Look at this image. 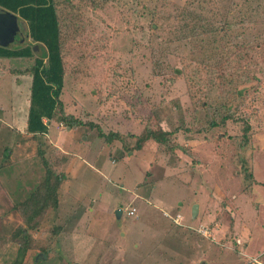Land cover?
I'll list each match as a JSON object with an SVG mask.
<instances>
[{
  "label": "rangeland",
  "instance_id": "rangeland-1",
  "mask_svg": "<svg viewBox=\"0 0 264 264\" xmlns=\"http://www.w3.org/2000/svg\"><path fill=\"white\" fill-rule=\"evenodd\" d=\"M71 1L62 6L68 13L65 22L73 25L80 11L86 29L78 40L82 45H68L65 58L62 102L77 121L74 129L53 121V134L34 138L26 131L32 69L40 49L36 57L0 60V264L16 261L20 249L11 240L13 231L24 226L16 203L28 199L46 174L39 145L61 178L59 206L45 212L38 231H29L34 243L23 264L35 259L38 264H264L263 54L250 51L244 71L260 73L261 83L252 82L254 89L243 90V99L236 101L238 122L207 131L204 105H213L223 91L204 72V83L194 86L197 62H190L189 46L166 36L162 25L187 0ZM207 1L200 3L208 13L214 4L216 12L221 9L224 0ZM234 8V21L251 17L248 26L238 23L231 33L238 47L249 48L264 20V0H235ZM258 11L260 20L253 16ZM26 29L25 47L31 45ZM240 62L236 56L234 64ZM178 71L183 73L179 78ZM157 107L162 119H149ZM157 122L165 130L179 128L174 142L181 148L175 155L153 140L129 153L121 142L109 144L102 137L110 132L145 135L146 123L153 127ZM245 122L251 126L247 143L240 138ZM56 143L78 155L82 177L64 161L69 155ZM133 208L135 215L129 216ZM201 227L209 229V238L198 232ZM7 230L12 232L6 238ZM183 230L199 241L198 247L183 244L185 233L178 236ZM119 250L124 263L116 258ZM90 251L102 263L89 259Z\"/></svg>",
  "mask_w": 264,
  "mask_h": 264
},
{
  "label": "trees",
  "instance_id": "trees-1",
  "mask_svg": "<svg viewBox=\"0 0 264 264\" xmlns=\"http://www.w3.org/2000/svg\"><path fill=\"white\" fill-rule=\"evenodd\" d=\"M234 1L224 0L222 8L217 9V12L215 8L217 4H214V7H210L207 13L206 7L200 3V0H187L184 9L179 8L170 22L162 24L166 30V36L184 41L183 43L189 46L191 50L190 62H197V68L193 71L192 76L194 86L204 83L203 78L201 79V73L204 72L207 80L210 83L217 81L219 88L223 91L224 97H219L213 105H204L203 119L210 121L208 127H205L207 131L217 126L226 128L229 123L235 126L240 119L238 114L240 106H235L236 101L243 99V90L254 89L252 82L261 83L258 78L260 73L246 74L244 68L249 63L250 51L256 54L262 53L264 57V20L256 26L258 33L255 42L248 45L249 48H244V45L238 47L239 43L232 38L231 33L238 27V23L245 27L248 26L247 21L252 20L246 14L242 16L244 20L234 21L236 17ZM206 2L209 3L207 0ZM63 5H72V1L64 0L59 4L56 0H0V12L18 16L19 21L26 24L24 27L27 28V36L31 39L30 44L33 42L32 44L42 51V56L39 58L36 57L33 45L16 49L0 46V60L36 57L32 69L31 98L26 129L27 133L33 135L34 138L46 135L53 121L63 123L71 129L77 126V121H74L73 115H69L65 111L62 102L63 92L67 85L65 58L70 55L67 49L68 45L74 44V47L77 48L82 45V43H78V40L83 38L86 29L82 27L83 18H81L80 11H76L73 25L65 22L68 13L66 8H62ZM232 14L234 15L233 19L231 18ZM259 15L258 11L253 16L256 17V20H260ZM162 20H166V18H162ZM151 30L158 31L153 25H151ZM88 45V42L83 44L85 48ZM236 56L241 59L239 66L234 64ZM182 74L181 71H178L177 78ZM171 82L174 83L175 78ZM226 88L231 91L224 92ZM158 107L154 109L149 119H157V121L162 119ZM149 124L146 123L144 128L145 135L110 132L102 137H105L109 144L116 141L121 142L129 153L134 149L142 150L147 141L153 140L167 153L175 155L176 150L181 148V145L174 142V134L179 128L169 131L165 130L159 122L153 127ZM243 125L240 138L243 143H247L250 139L251 126L248 122ZM240 146L242 147L243 144L241 143ZM44 152L39 145L38 156L45 166L46 172L42 183L29 195L28 199L17 202L15 205V210L23 218L24 226H19L11 235V240L20 244L17 259L13 264H23L26 254L32 250L31 246L34 241L29 231H38L45 212L49 209L57 211L59 206L58 192L61 178L56 174L55 169L53 170L51 162L45 158ZM241 160L248 164V159L241 157ZM246 169L247 178L252 181V173L249 172L248 167ZM60 229L62 230V228ZM41 251L47 253L44 249ZM35 262L38 261L35 259ZM35 262L34 264H38Z\"/></svg>",
  "mask_w": 264,
  "mask_h": 264
},
{
  "label": "crops",
  "instance_id": "crops-1",
  "mask_svg": "<svg viewBox=\"0 0 264 264\" xmlns=\"http://www.w3.org/2000/svg\"><path fill=\"white\" fill-rule=\"evenodd\" d=\"M26 128H27V125H26ZM69 129H71V128H69ZM55 129H52V128H50L49 127V132H53ZM69 131H72V130H69ZM60 131H59V135H60ZM53 134V133H52ZM56 147H58L62 152H63V154H65V155H69V157H68V159L66 160V159H64V161L66 162L67 161V163H69V165L71 166H74V168H73V170H74V172H76L77 174H75L77 177H79V175L82 177V169H81V165H80V163L77 161V159H79V157H78V155L76 154V153H74V155H72V154H69L68 152H65V150H62L61 148H60V143H56ZM79 156H81V155H79ZM83 219H80V221H82ZM243 229H245V228H240V231H242ZM11 232H12V230H7L6 231V238L11 234ZM185 233V234H184ZM182 234H184L183 235V239L181 240L182 242H183V244L184 245H186V246H188L189 248L190 247H193V246H195V247H198V240L197 239H193V237H191V235H189V234H187L186 233V231L185 230H183V232L181 233V234H178V236H179V238H181V236H182ZM62 236H65V232L64 233H62ZM244 242L246 243L247 241L246 240H244ZM194 244V245H193ZM247 243L245 244V246L243 247V249H246L247 248ZM137 248H139V246H137ZM201 248V247H200ZM203 248V247H202ZM56 250H58V249H56ZM203 250V249H202ZM201 251V250H200ZM93 253H95V252H93ZM124 251L123 250H119V251H117V253H116V258L117 259H119L120 261H121V263H124V262H126L127 261V259L124 257ZM111 257V253H110V251H107V253H106V258L107 259H109ZM88 258L89 259H91L92 261H93V259H94V261H95V263L96 262H101L102 263V261L100 260V259H98V257H97V255H96V253L94 254V256L92 257V252L90 251V252H88ZM14 263V261H7V264H13ZM194 263V262H193ZM98 264V263H97ZM103 264V263H102Z\"/></svg>",
  "mask_w": 264,
  "mask_h": 264
},
{
  "label": "water",
  "instance_id": "water-1",
  "mask_svg": "<svg viewBox=\"0 0 264 264\" xmlns=\"http://www.w3.org/2000/svg\"><path fill=\"white\" fill-rule=\"evenodd\" d=\"M2 15L10 16L12 18V23H10L8 27H6V25L0 27V46L12 49H16L23 46L25 47V44L28 39L25 37L26 33L20 26L18 16L11 13H5ZM11 40L13 41L12 43L10 42ZM121 212L122 211H118L119 216L121 215ZM197 215L198 206L196 205L192 212L193 219H196Z\"/></svg>",
  "mask_w": 264,
  "mask_h": 264
},
{
  "label": "flooded vegetation",
  "instance_id": "flooded-vegetation-1",
  "mask_svg": "<svg viewBox=\"0 0 264 264\" xmlns=\"http://www.w3.org/2000/svg\"><path fill=\"white\" fill-rule=\"evenodd\" d=\"M1 13V12H0ZM3 13H1L0 15V27L3 25H6V27L9 26L10 23H12V18L10 16L7 15H2ZM21 27L23 28V30L25 29L24 25L22 24ZM11 43L13 42L12 40L10 41ZM31 45H33L34 49H35V54H39V52H36L37 49H39L38 47L34 46V44L31 43Z\"/></svg>",
  "mask_w": 264,
  "mask_h": 264
},
{
  "label": "built area",
  "instance_id": "built-area-1",
  "mask_svg": "<svg viewBox=\"0 0 264 264\" xmlns=\"http://www.w3.org/2000/svg\"><path fill=\"white\" fill-rule=\"evenodd\" d=\"M135 212H136V210L133 208V209L129 212V216H134V215H135ZM177 218L179 219L180 216L177 215ZM208 230H209V229H207L206 227H201V228H199L198 232H199L200 234H202V236L209 238L208 235H209L210 231H208ZM238 242H239V241H238ZM239 243H240V242H239Z\"/></svg>",
  "mask_w": 264,
  "mask_h": 264
}]
</instances>
